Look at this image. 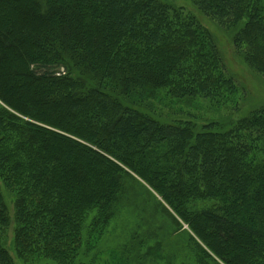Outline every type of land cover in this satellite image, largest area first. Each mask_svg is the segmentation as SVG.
Wrapping results in <instances>:
<instances>
[{
    "label": "trees",
    "instance_id": "trees-1",
    "mask_svg": "<svg viewBox=\"0 0 264 264\" xmlns=\"http://www.w3.org/2000/svg\"><path fill=\"white\" fill-rule=\"evenodd\" d=\"M190 1L264 75V0ZM235 82L209 30L166 0H0V187L16 254L75 264L85 222L105 227L134 173L209 251L196 257L264 264V105L203 124L153 113L156 98L236 110ZM8 223L0 189V264H13Z\"/></svg>",
    "mask_w": 264,
    "mask_h": 264
},
{
    "label": "rangeland",
    "instance_id": "rangeland-1",
    "mask_svg": "<svg viewBox=\"0 0 264 264\" xmlns=\"http://www.w3.org/2000/svg\"><path fill=\"white\" fill-rule=\"evenodd\" d=\"M176 8L193 14L207 28L230 76L236 81L238 104L211 107L207 100L186 101L156 98L153 113L161 120L183 112L203 124L227 116L239 118L264 105V75L251 69L232 45V32L221 28L202 15L190 0H166ZM224 108V109H223ZM122 190L113 206L112 218L99 231L91 233L92 217L81 233L80 251L75 264H221L203 254L196 257L200 247L209 252L161 197L134 173L124 176ZM7 207L9 223L2 240L13 264H53L43 258H20L14 249L16 227L14 198L0 187ZM201 203L196 207L200 208ZM90 219V221H89Z\"/></svg>",
    "mask_w": 264,
    "mask_h": 264
}]
</instances>
